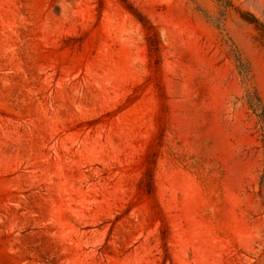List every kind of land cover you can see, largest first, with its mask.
I'll use <instances>...</instances> for the list:
<instances>
[{"label":"rangeland","instance_id":"374dc122","mask_svg":"<svg viewBox=\"0 0 264 264\" xmlns=\"http://www.w3.org/2000/svg\"><path fill=\"white\" fill-rule=\"evenodd\" d=\"M230 2L0 0V264H264V0Z\"/></svg>","mask_w":264,"mask_h":264},{"label":"trees","instance_id":"16d2710c","mask_svg":"<svg viewBox=\"0 0 264 264\" xmlns=\"http://www.w3.org/2000/svg\"><path fill=\"white\" fill-rule=\"evenodd\" d=\"M221 3L223 4V6L229 8V7H232V3L230 2V0H221ZM241 16L243 19H245L246 21L250 22V23H257L258 24V21L257 19L253 16V15H250L249 13H244L242 14L241 13ZM263 118H264V113H263Z\"/></svg>","mask_w":264,"mask_h":264}]
</instances>
